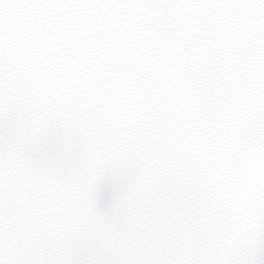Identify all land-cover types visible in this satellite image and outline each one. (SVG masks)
<instances>
[{"label":"snow or ice","instance_id":"snow-or-ice-1","mask_svg":"<svg viewBox=\"0 0 264 264\" xmlns=\"http://www.w3.org/2000/svg\"><path fill=\"white\" fill-rule=\"evenodd\" d=\"M0 264H264V0H0Z\"/></svg>","mask_w":264,"mask_h":264}]
</instances>
